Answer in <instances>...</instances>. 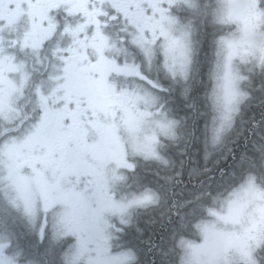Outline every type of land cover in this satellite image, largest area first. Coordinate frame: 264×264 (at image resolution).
Here are the masks:
<instances>
[{
	"label": "snow or ice",
	"instance_id": "6c2138e0",
	"mask_svg": "<svg viewBox=\"0 0 264 264\" xmlns=\"http://www.w3.org/2000/svg\"><path fill=\"white\" fill-rule=\"evenodd\" d=\"M0 264H264V0H0Z\"/></svg>",
	"mask_w": 264,
	"mask_h": 264
}]
</instances>
